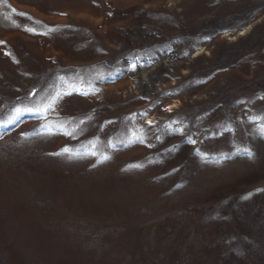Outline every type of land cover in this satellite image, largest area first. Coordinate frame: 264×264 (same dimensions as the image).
<instances>
[{"label": "rangeland", "instance_id": "374dc122", "mask_svg": "<svg viewBox=\"0 0 264 264\" xmlns=\"http://www.w3.org/2000/svg\"><path fill=\"white\" fill-rule=\"evenodd\" d=\"M67 92L0 129V264H264V0H0V123Z\"/></svg>", "mask_w": 264, "mask_h": 264}, {"label": "snow or ice", "instance_id": "6c2138e0", "mask_svg": "<svg viewBox=\"0 0 264 264\" xmlns=\"http://www.w3.org/2000/svg\"><path fill=\"white\" fill-rule=\"evenodd\" d=\"M29 31H31V29H29ZM133 68H135V65H133ZM76 91H79L78 89H74ZM71 92H67V93H63V94H57L56 97H54L52 99V101L50 103L45 104L43 107L37 106L36 108H32V107H25V108H21V107H16L13 110V114L4 122L0 123V129L6 128L8 125H12L15 124L18 120H20V118L26 114L35 117H40L42 118L43 116L46 115L47 111L49 109H52L53 106L58 103V101L60 99L63 98L64 95H71ZM82 95H88L87 92H81ZM253 119H264V117H254ZM82 123V121H81ZM175 123V122H174ZM230 130V129H229ZM48 131L51 133V129H48ZM175 131L179 132L182 131V129H176ZM261 132L264 133V127H261ZM37 133H32L30 135H35ZM54 134V133H53ZM65 135H72L71 132H65ZM143 142V141H140ZM194 143V141H191ZM63 152H69V149L65 148L63 149ZM92 155H95V153H91ZM134 167H139V165H136Z\"/></svg>", "mask_w": 264, "mask_h": 264}]
</instances>
